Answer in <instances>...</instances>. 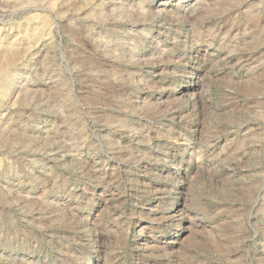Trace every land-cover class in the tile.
Wrapping results in <instances>:
<instances>
[{"label":"rangeland","instance_id":"obj_1","mask_svg":"<svg viewBox=\"0 0 264 264\" xmlns=\"http://www.w3.org/2000/svg\"><path fill=\"white\" fill-rule=\"evenodd\" d=\"M0 264H264V0H0Z\"/></svg>","mask_w":264,"mask_h":264}]
</instances>
